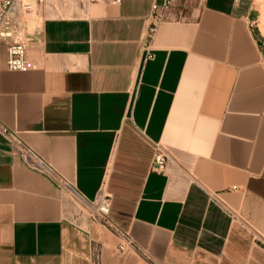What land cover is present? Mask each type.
Wrapping results in <instances>:
<instances>
[{
  "label": "crops",
  "instance_id": "crops-1",
  "mask_svg": "<svg viewBox=\"0 0 264 264\" xmlns=\"http://www.w3.org/2000/svg\"><path fill=\"white\" fill-rule=\"evenodd\" d=\"M78 2L22 30L32 69L0 38V122L55 171L0 133V264H264L263 3L169 0L157 20L154 0ZM152 142L190 175L151 170Z\"/></svg>",
  "mask_w": 264,
  "mask_h": 264
},
{
  "label": "built area",
  "instance_id": "built-area-1",
  "mask_svg": "<svg viewBox=\"0 0 264 264\" xmlns=\"http://www.w3.org/2000/svg\"><path fill=\"white\" fill-rule=\"evenodd\" d=\"M118 0H106V2L116 3ZM169 0H154L153 9L155 19L162 17L163 9L168 5ZM31 11V4L23 0H0V35L10 36L11 29L21 25V17ZM27 42L25 40L12 41L7 45L6 67L10 71H27L34 65L28 60L26 55ZM0 133L9 141L12 151L21 158L23 163L40 173L53 175V167L43 159L31 146L26 144L17 133L7 128L0 122ZM153 155L151 158V170L161 172L166 164H170L190 175V171L183 168L168 147L161 142H152ZM111 197L105 193H99L93 201H87L90 216L93 220L99 221L107 228L115 232L121 238L117 249L123 252L127 247L132 246V241L128 235L109 217ZM223 206L233 217L238 218L236 212L228 206ZM255 238L264 245V236L251 228ZM92 255L94 260L98 257V246H93Z\"/></svg>",
  "mask_w": 264,
  "mask_h": 264
},
{
  "label": "rangeland",
  "instance_id": "rangeland-1",
  "mask_svg": "<svg viewBox=\"0 0 264 264\" xmlns=\"http://www.w3.org/2000/svg\"><path fill=\"white\" fill-rule=\"evenodd\" d=\"M27 1L31 4V11L29 13L24 14L21 17V25L17 28L11 29L10 36L0 35V38H6V40L11 43L12 41H20L23 39L22 30L24 28H31L36 21H41L44 19H51V18H66L67 16L70 17L72 12L75 9L80 8L82 6L79 5L78 0H23ZM263 3L264 0H258ZM8 43V44H9ZM7 44V45H8ZM6 57H7V46H6ZM89 210V207H88ZM90 212V211H89ZM253 238L255 235L252 231H250Z\"/></svg>",
  "mask_w": 264,
  "mask_h": 264
}]
</instances>
